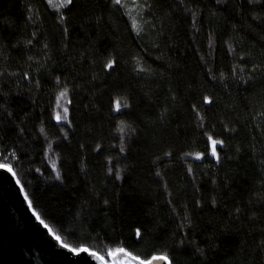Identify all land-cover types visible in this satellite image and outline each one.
<instances>
[{"label":"trees","instance_id":"1","mask_svg":"<svg viewBox=\"0 0 264 264\" xmlns=\"http://www.w3.org/2000/svg\"><path fill=\"white\" fill-rule=\"evenodd\" d=\"M0 165L75 250L264 264V0H0Z\"/></svg>","mask_w":264,"mask_h":264},{"label":"water","instance_id":"2","mask_svg":"<svg viewBox=\"0 0 264 264\" xmlns=\"http://www.w3.org/2000/svg\"><path fill=\"white\" fill-rule=\"evenodd\" d=\"M29 205L13 171L0 168V264H109L96 252L75 250L57 240ZM111 260L113 264H171L167 258L144 261L125 251Z\"/></svg>","mask_w":264,"mask_h":264},{"label":"snow or ice","instance_id":"3","mask_svg":"<svg viewBox=\"0 0 264 264\" xmlns=\"http://www.w3.org/2000/svg\"><path fill=\"white\" fill-rule=\"evenodd\" d=\"M116 2L119 3V0H116ZM66 3L71 4L72 0H66ZM216 143H217L216 141L212 142V147H213L212 155L213 156H216ZM2 167H4V166L0 165V168H2ZM8 171L11 172V169H8ZM29 207H31V205H29ZM37 219H39V217H37ZM40 222H41V224L44 223L42 220ZM44 227L47 228L48 226L45 224ZM49 231H51V230L49 229ZM138 235H139V233H138ZM56 239L59 240L60 237H56ZM121 251H123V250H121ZM153 259L154 260H166V257H162V256L161 257H153ZM141 264H144V262L142 261ZM148 264H152V262L148 261Z\"/></svg>","mask_w":264,"mask_h":264},{"label":"rangeland","instance_id":"4","mask_svg":"<svg viewBox=\"0 0 264 264\" xmlns=\"http://www.w3.org/2000/svg\"><path fill=\"white\" fill-rule=\"evenodd\" d=\"M4 168L9 169V168H7V167H4ZM107 262H108L109 264H113V261L111 260V258H110L109 260H107Z\"/></svg>","mask_w":264,"mask_h":264}]
</instances>
